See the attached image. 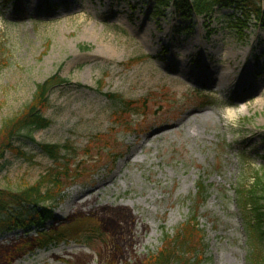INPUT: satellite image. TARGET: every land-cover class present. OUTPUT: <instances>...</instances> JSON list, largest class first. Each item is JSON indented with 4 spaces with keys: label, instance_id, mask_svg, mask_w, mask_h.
Masks as SVG:
<instances>
[{
    "label": "rangeland",
    "instance_id": "rangeland-1",
    "mask_svg": "<svg viewBox=\"0 0 264 264\" xmlns=\"http://www.w3.org/2000/svg\"><path fill=\"white\" fill-rule=\"evenodd\" d=\"M156 9L152 0H0V124L54 72L70 81L50 94L51 124L19 142L32 159L2 160L0 188L35 183L53 165L40 144L68 142L79 175L65 182L42 229L83 219L72 237L43 247L32 243L33 228L1 233L0 264L131 263L192 210L205 235L203 264H264V238L255 258L234 201L240 184L264 179V26L234 5L189 19ZM111 94L137 112L120 117ZM92 197L141 218L130 247L99 213L66 217L73 201ZM85 231L92 242H83Z\"/></svg>",
    "mask_w": 264,
    "mask_h": 264
},
{
    "label": "trees",
    "instance_id": "trees-1",
    "mask_svg": "<svg viewBox=\"0 0 264 264\" xmlns=\"http://www.w3.org/2000/svg\"><path fill=\"white\" fill-rule=\"evenodd\" d=\"M153 1L157 7V13L163 15V11L171 5L183 19L190 18L192 14L209 16L216 5L223 7L234 5L240 9L243 18H248L252 13L256 18L264 21V13L261 14L264 0ZM262 25L264 26V23ZM69 83L70 81L62 77L59 71L54 72L35 85L30 100L18 112L1 122L0 168L3 166L2 160L6 154L14 155L25 161L32 159V156L23 150L19 142L34 141L33 134L38 130L47 128L51 124V120L46 116V111L50 107V94L56 88L68 86ZM109 96L122 103V107L119 109L120 117L129 112H137L133 110L137 107H131L135 106V102L121 99V96L118 94H111ZM104 143L106 144L105 141ZM40 148L52 161L53 165L39 176L38 180L33 184L26 185L15 191L0 188V234L18 229L29 231L33 228L37 234L33 238L32 243L37 247L61 241L63 237H72L70 233L73 232L71 226L79 225L81 229V224H83V219H75L70 221V223L59 224L50 228L49 231H43L42 228L45 226L43 222L52 218V207H54L56 201L59 199L65 182L72 181L75 178V174L77 177L79 173H76L78 163L70 159L72 158L70 156H73L75 152L74 147L70 143H45L40 144ZM84 154L90 153L85 150ZM196 189L197 199H204L207 192L206 187L198 181ZM234 201L242 216L245 229L252 240L253 247L251 249H253V255L257 258L256 253H259V249L255 245L261 244L264 238L263 177L256 173L246 183L236 187L234 189ZM195 202L196 199H193L194 204ZM89 214L95 216L97 213ZM105 223L109 227L106 220ZM108 230L113 231L110 227ZM113 233L117 235L116 239H118L119 234L121 235V233L117 234L114 231ZM80 237H82L84 243L94 240L86 231ZM204 239V231L199 227L196 211L192 210L188 218L172 232L164 228L161 229L160 246L156 251H149L141 259H137L131 263L123 262L121 264H203L205 255ZM121 243L123 245V242ZM19 246L24 247L27 244L23 242ZM123 247H127V245ZM125 254L126 250H123L118 255L119 257H123ZM259 263L260 261L255 262V260L249 258L247 264Z\"/></svg>",
    "mask_w": 264,
    "mask_h": 264
},
{
    "label": "bare ground",
    "instance_id": "bare-ground-1",
    "mask_svg": "<svg viewBox=\"0 0 264 264\" xmlns=\"http://www.w3.org/2000/svg\"><path fill=\"white\" fill-rule=\"evenodd\" d=\"M192 78L193 80H197V77H192ZM134 150L135 149H133V152ZM72 203L74 205V209L72 212L71 211L65 212L66 217H69L73 213L80 211H87L89 213H97V214L99 213L106 220L109 227L115 233L126 234V239L124 241L122 239L123 246L125 245L131 246V244L134 242L133 237L131 235L129 236L128 233L131 231V229L133 232L135 231V224L138 220L140 222L141 218L131 210L130 206L116 202H111V203L106 202L101 205H97L95 204V199L93 197L90 199L83 200L81 202L73 201ZM141 228L145 230L147 228V224L145 222H142ZM10 245H13V242L10 241ZM86 256L87 255L81 257H86Z\"/></svg>",
    "mask_w": 264,
    "mask_h": 264
}]
</instances>
